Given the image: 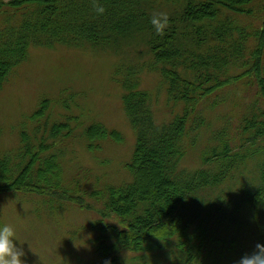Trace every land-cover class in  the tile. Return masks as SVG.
Wrapping results in <instances>:
<instances>
[{
	"label": "trees",
	"instance_id": "trees-1",
	"mask_svg": "<svg viewBox=\"0 0 264 264\" xmlns=\"http://www.w3.org/2000/svg\"><path fill=\"white\" fill-rule=\"evenodd\" d=\"M257 1L0 0V91L32 48L102 51L113 60L110 80L120 87L134 142L123 165L128 180L88 193L102 219L118 223H93L99 233L92 248L105 256L104 264H147L149 255L171 264H236L233 256L239 259L264 243V7L257 29L239 22L253 14L250 7ZM97 6L105 9L102 15ZM160 12L168 23L157 34L151 19ZM148 77L156 79L151 90L144 88ZM239 87L244 109L237 125L213 133L199 168L182 167L187 149L207 125L206 111L224 104ZM73 98L60 96L58 104L69 110ZM51 110L52 100L43 96L27 116L14 152L0 156V195L59 196L91 208L82 196L86 190L76 194L65 183L68 145L79 137L92 153L106 141L122 143L123 137L100 122L82 126L77 135L75 125L55 121ZM249 165L253 177L242 188L244 214L214 207L221 196L216 191ZM202 211V223L194 227ZM203 225L222 236L233 234L238 248L217 235L204 236Z\"/></svg>",
	"mask_w": 264,
	"mask_h": 264
},
{
	"label": "rangeland",
	"instance_id": "rangeland-1",
	"mask_svg": "<svg viewBox=\"0 0 264 264\" xmlns=\"http://www.w3.org/2000/svg\"><path fill=\"white\" fill-rule=\"evenodd\" d=\"M263 7L264 0H258L250 7L253 14L245 20L239 18V22L257 29ZM108 55L102 51L91 53L63 46L32 48L27 58L9 75L0 91V156L14 152L18 134L27 116L43 96L52 100L53 119L69 121L71 126H76L74 131L77 135L81 133L82 126L100 122L117 130L123 137L122 143L106 141L92 153L84 148L85 144L79 137L73 138L68 145L64 159L65 183L76 194V189L80 194L86 190V195L82 196L91 208H79L74 201L59 196L47 198L21 192L0 195V226L7 224L14 229L15 243L24 251L27 264H104L105 256L92 248L93 240L99 233L93 229V223L98 220L102 225L118 223L115 219H102L98 213L99 204L88 193L128 180L123 165L129 159L134 142L121 105L120 87L110 80L113 60ZM155 83V78L148 77L144 80V88L151 90ZM152 91L156 92L155 89ZM66 95L74 96L73 102L69 103V110L58 104V98ZM243 96L242 88L239 87L226 96L224 104L206 111L204 122L207 125L200 130L194 146L187 149L182 167L189 170L199 168L200 153L210 145L208 141L213 133L224 125L230 129L237 125V118L244 109ZM160 97L163 103V93ZM160 110L169 112L163 106ZM157 115L162 113L157 112ZM74 116H77V122L73 120ZM70 117L72 120H69ZM249 167L235 175L234 181L231 180L216 191L215 194L221 192V196L214 207L220 208L222 212L234 211L236 208L235 216L244 214L242 188L249 187L253 177ZM195 211L196 207H193L191 213L195 215ZM205 214L202 211L195 216L194 227L202 223ZM210 227L205 225L201 229L204 236L208 234L213 238L217 235L226 244L231 242L232 247L238 248L239 242L233 239V234L222 236L216 233L218 231L211 232ZM124 255L137 263L145 262V259H133L139 254ZM150 256L153 260H150ZM146 258L147 264H171L169 259L163 257L160 260L154 255ZM234 262L223 260L221 264ZM119 264L128 263L122 260Z\"/></svg>",
	"mask_w": 264,
	"mask_h": 264
},
{
	"label": "clouds",
	"instance_id": "clouds-1",
	"mask_svg": "<svg viewBox=\"0 0 264 264\" xmlns=\"http://www.w3.org/2000/svg\"><path fill=\"white\" fill-rule=\"evenodd\" d=\"M97 14L102 15L105 12L103 7H96ZM168 23L166 13L160 12L153 15L151 24L157 34H162ZM15 231L10 225L0 226V264H27L25 253L18 248L15 240ZM110 264V261H105ZM236 264H264V243H257L251 252L240 256Z\"/></svg>",
	"mask_w": 264,
	"mask_h": 264
}]
</instances>
